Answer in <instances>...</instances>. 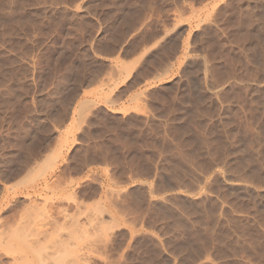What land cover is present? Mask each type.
<instances>
[{
	"label": "rangeland",
	"instance_id": "1",
	"mask_svg": "<svg viewBox=\"0 0 264 264\" xmlns=\"http://www.w3.org/2000/svg\"><path fill=\"white\" fill-rule=\"evenodd\" d=\"M0 264H264V0H0Z\"/></svg>",
	"mask_w": 264,
	"mask_h": 264
}]
</instances>
